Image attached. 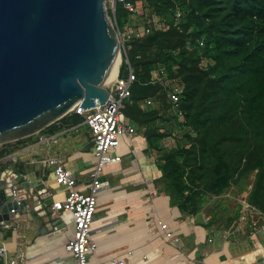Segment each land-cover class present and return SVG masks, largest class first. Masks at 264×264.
<instances>
[{"label":"trees","instance_id":"trees-1","mask_svg":"<svg viewBox=\"0 0 264 264\" xmlns=\"http://www.w3.org/2000/svg\"><path fill=\"white\" fill-rule=\"evenodd\" d=\"M131 1H140L145 17L156 14L171 23L168 29H156L129 41L133 47L128 49V57L136 79L123 107L125 115L142 130L149 147L157 151L162 190L169 195L171 204L195 213L194 188L198 186L199 173L208 168V190L219 194L246 158L244 169L255 170L247 200L264 213V0ZM177 8L183 17L179 26L173 23ZM130 15L118 2L116 20L120 29ZM169 31L179 38L172 48L163 41ZM189 37L194 42L204 38L205 43L187 45ZM152 45H157L158 50L149 54ZM161 65L168 80L153 82L152 71ZM176 80L184 85L179 102L185 114L183 123L177 120L167 95ZM147 98H152V103L141 107ZM70 112L42 131L83 120L74 110ZM235 119L236 129L228 132ZM186 125L198 133L184 134L192 140L191 144L172 136L173 146L163 148L162 139ZM231 140L237 141L238 146H229ZM8 143L0 144V159L13 150L7 147ZM236 152L240 153L237 161L230 158ZM3 164L0 162L1 170L5 168ZM10 233L8 229L7 234Z\"/></svg>","mask_w":264,"mask_h":264},{"label":"crops","instance_id":"crops-1","mask_svg":"<svg viewBox=\"0 0 264 264\" xmlns=\"http://www.w3.org/2000/svg\"><path fill=\"white\" fill-rule=\"evenodd\" d=\"M76 124V129L70 130V124L60 123L62 126L57 130L40 131L8 143L7 147L13 150L7 155L12 154L15 159L4 158L7 155L0 159L5 164L4 170L0 169V177L11 179L12 173H23L36 183L44 182L42 188H28L37 192L42 201L62 198L68 188L55 182L51 165L41 162V158L55 155L64 160L65 166L76 176L78 186L84 188L94 165L92 139L83 121ZM136 129L134 136L124 137L119 144L121 160L104 167V187L99 194L91 231L98 241L97 250L90 258L92 262L118 264V260L123 259L125 264H264V214L257 215L263 227L252 235L247 227H230L241 209L242 198L231 196L224 199L225 204L219 209L203 206L195 213L171 204L169 195L161 188L157 151L149 147L142 130ZM45 134H58L59 140L55 143L49 139L40 141V135ZM2 180L5 184L6 180ZM28 200L37 205L33 197ZM32 216L43 217L44 226L56 229L42 232L39 227L42 222L32 225L29 221L28 230L23 232L27 255L21 264H44L47 260L64 264L67 254L57 248L71 237L67 233L71 220H61L47 206L32 211L30 219ZM159 220L167 222L180 237L178 243L164 236ZM37 226L40 231L35 229ZM8 229H0V242L5 240L14 248V238L12 233L7 234ZM30 229L32 232L35 229L34 239L30 238Z\"/></svg>","mask_w":264,"mask_h":264},{"label":"water","instance_id":"water-1","mask_svg":"<svg viewBox=\"0 0 264 264\" xmlns=\"http://www.w3.org/2000/svg\"><path fill=\"white\" fill-rule=\"evenodd\" d=\"M119 47L106 0H0V144L42 131L77 104L105 102ZM17 182L45 186L23 173L7 186ZM14 207L1 189L0 221Z\"/></svg>","mask_w":264,"mask_h":264},{"label":"built area","instance_id":"built-area-1","mask_svg":"<svg viewBox=\"0 0 264 264\" xmlns=\"http://www.w3.org/2000/svg\"><path fill=\"white\" fill-rule=\"evenodd\" d=\"M110 2L116 22L114 26L117 27L120 47L122 44L125 57L122 59L119 47V69L109 86V95L105 102L100 103L96 100L94 106L87 108L77 104L72 109L83 117V124L88 127L92 139L94 165L90 171L89 181L84 186L86 190H84L83 187L78 186L76 176L70 168L65 166L64 160L55 155H47L41 158V162L43 164L51 165L53 167L55 182L68 188L62 198L53 200L46 198L45 201H42V197H40L39 194H36L37 192H32V190L24 188L19 182L8 187L7 184L11 181L12 177L11 179L10 177H0V179L6 180L4 186L0 187V190L4 189L8 198L15 200L18 206L17 208L14 207L11 209V213L15 215L13 218L0 221V229H11L15 242L14 248H12L11 252V247L8 245V242L5 240L0 242V264H21L26 259V243L23 242L24 233L20 227H28L27 223H29L32 211H38L44 206H47L58 217L60 216L61 220L67 218L75 225L73 235L65 242L66 251L70 252L74 257L73 262L70 264H97L90 259L92 253L96 252L98 246L91 231L98 206L99 194L104 187L102 178L104 167L110 163L121 160V155L118 153V147L121 140L126 136H134L137 131L136 126L123 111L124 100L131 95V87L136 79L134 67L128 57L125 42H129L134 37H143L156 29H167L171 24L166 18L153 14L150 17H146V24L141 30H137L134 34L126 33L124 36L122 35V31L116 20V6L118 2L122 3L132 14L142 12V8L140 9L141 3L140 1L133 2L131 0H110ZM181 17L182 11L177 8L173 23L179 26ZM193 43L202 46L205 41L204 38H197L195 42L193 38H187V45H192ZM123 63L126 64L125 67H123ZM162 67L163 66H160L152 71L153 82L158 80L164 82L163 76L166 74H164L165 69ZM122 70H124V75L121 74ZM167 95L171 102L172 109L178 115L177 120L180 123H183L185 121V114L180 108L179 102L181 94L178 91V88L175 86L174 88L169 89ZM150 103H152V98H147L145 101L141 102V106L149 105ZM76 125L77 124H71L69 129H76ZM39 139L42 142H46L49 139L55 143L59 140V135L45 134L40 135ZM8 157H13L15 159L12 154H10V156L7 155L4 158ZM1 172L2 171L0 170V176H2ZM12 174L15 176V173ZM30 197L37 200V205L28 200ZM260 214L264 213L248 200L244 199L241 202L239 213L231 223V227L234 229L247 227L251 230V234L254 235L258 229L263 227L260 226L257 218V215ZM9 221L11 222L10 224H8ZM158 224L165 237L171 239L174 243L180 241V237L169 228L167 222L159 220ZM115 259H112V262H115ZM118 264H125L124 260L119 259Z\"/></svg>","mask_w":264,"mask_h":264},{"label":"rangeland","instance_id":"rangeland-1","mask_svg":"<svg viewBox=\"0 0 264 264\" xmlns=\"http://www.w3.org/2000/svg\"><path fill=\"white\" fill-rule=\"evenodd\" d=\"M141 8L142 7H141V4H140V9ZM106 11H107L108 18H110L112 23L115 25L116 22H115V19H114V16H113L112 5H111L110 0H106ZM143 11L144 10L142 8V12L135 13V14H132V15L128 16L127 22H125V23L123 21L122 29H120L122 31V35L125 36L126 33L134 34L137 30H141V28L146 24V17L144 16ZM181 19H183V17H181ZM163 41H164L165 45H167L168 47L172 48L179 41V38L177 37V33L173 32V31H169L164 36ZM125 46L127 48V51H128V49H131L133 47L130 42H127V43L125 42ZM157 50H158L157 45H152L150 47V49H148V52H149V54H153ZM120 52H121V57L123 59L125 57V54H124V49L122 47V44H121V47H120ZM118 66H119V64H118ZM161 66H163V65H161ZM118 69H119V67L117 68V72H118ZM163 77H164V79L168 80V78H166L167 77L166 75L163 76ZM174 84L178 88V91L181 94L182 91L184 90V88H183L184 85L182 87L181 82H178V80H176L174 82ZM110 85H107V86H110ZM68 113H71V112H68ZM237 125H238V121L235 119L234 121H232L230 123L229 128H228V132L235 130ZM174 126H175L176 129L179 127L177 124L174 125ZM189 131H190L189 136H196L198 134L193 129H191V127H189L187 125L186 126H182V127L179 128L178 131L174 130V132H173V134L171 136H167V137L163 138L162 142H161V145L165 149H170V147L173 146V144H174V140H173L172 136H177L179 138H182V140L184 141V143L186 145H190L192 140L188 137V135L184 137V134L186 132H189ZM10 142H13V141H10ZM196 143L198 144V142H196ZM226 143L228 144L229 142H226ZM233 143H234V145L238 146L237 141H232V140H231L229 146L233 145ZM235 148L240 150L239 147H235ZM239 156H240V153L236 152L235 154L232 153L230 158H232V159L237 161V159H239ZM245 160H246V158H244L242 163H240L239 169L236 170L233 173L230 184L222 192H220L219 194H215V193H213V192L208 190L207 183L209 181V176H210L209 170H208V168H205L204 170H202L203 173H199L200 174V178L196 179V183H198V186H195V188H194L196 190V192H197L196 196L194 197V200H193L194 201L193 202L194 203L193 204L194 210H196V211L201 210L203 208V206H207V207H211V208L214 207L216 209H219L220 206L225 204L224 199H226V198L229 199V197H231V196H234V198L237 197L238 200H240L241 198L244 200L243 197L247 198L251 188L254 185L255 170L247 171L246 169H244L245 168L244 167ZM2 186H4V181L2 179H0V187H2ZM61 186H63V185H61ZM238 203H240V201H238ZM32 219H33V221H32ZM49 219H52V217H49ZM44 220L45 219L43 217H39V218L36 219V217L32 216L31 219L29 218V221H31L32 225L33 224H37L38 225V223L41 224V222H42L41 225L39 224L40 225L39 226L40 229L42 228V232L43 231H49L50 232V231H53V230L56 229V228L52 227L51 225H50L49 228L44 226V224H43ZM39 227L37 226L35 229L37 231H40ZM20 228H21L22 232H25L26 230H28V227H26V226L25 227H20ZM29 228H30V226H29ZM35 229H33V232H32L31 229L29 230V231L32 232V234H30V238L31 239L32 238L34 239L35 236H36V234L34 233ZM74 229H75V225H74L73 222L70 221L69 224H68V231H67V233L70 234L69 236L73 235ZM67 233L65 232V234H67ZM92 236L97 241V239H96V237H95V235L93 233H92ZM24 237H25V233H24ZM24 242L26 243V241H24ZM58 246L59 247L57 248V251H61L64 254H67L66 255L67 257L64 260V264H70L71 262H73L74 257H73V255L70 252L66 251L65 243H62V244H60ZM11 251H12V248H10V252ZM44 264H52V261L51 260H47V261L44 262Z\"/></svg>","mask_w":264,"mask_h":264},{"label":"bare ground","instance_id":"bare-ground-1","mask_svg":"<svg viewBox=\"0 0 264 264\" xmlns=\"http://www.w3.org/2000/svg\"><path fill=\"white\" fill-rule=\"evenodd\" d=\"M119 61H120V53L118 55L116 62L114 63V65L112 66L111 70L109 71L108 75L106 76V78L104 80L105 85H110L111 82L113 81L112 79L116 75Z\"/></svg>","mask_w":264,"mask_h":264}]
</instances>
